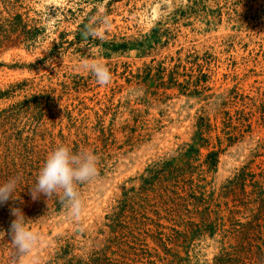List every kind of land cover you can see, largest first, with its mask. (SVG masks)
<instances>
[{
  "label": "rangeland",
  "instance_id": "1",
  "mask_svg": "<svg viewBox=\"0 0 264 264\" xmlns=\"http://www.w3.org/2000/svg\"><path fill=\"white\" fill-rule=\"evenodd\" d=\"M14 13L37 27L32 40L8 31ZM101 15L109 22L85 39ZM96 59L107 85L81 67ZM0 89V182L19 176L23 201L0 204V264H12V206L39 233L37 264H217L219 254L218 264H264L250 253L264 220L239 244L235 220L254 206L233 205L224 188L243 164L264 184V0H0ZM59 142L98 157L79 222L29 193ZM191 143L190 173L141 185L155 162L184 165ZM197 187L212 228L182 240L184 220L201 214L176 195Z\"/></svg>",
  "mask_w": 264,
  "mask_h": 264
},
{
  "label": "clouds",
  "instance_id": "2",
  "mask_svg": "<svg viewBox=\"0 0 264 264\" xmlns=\"http://www.w3.org/2000/svg\"><path fill=\"white\" fill-rule=\"evenodd\" d=\"M98 22L106 25L109 21L106 16L101 15L86 24L82 31L85 39L98 37ZM81 67L93 75L97 83L107 85L111 82L112 74L103 61L98 59L86 61ZM98 162V157L89 149L73 151L63 142L57 143L47 153L35 182L29 184L31 198L37 200L43 195L47 201L55 197L65 209L67 218L79 222L84 208L80 186L92 182L98 176ZM19 182V176H12L0 182V204H6L9 200H21L17 190ZM10 215L14 217L7 233L12 249L9 257L12 264H26V260L31 264H37L30 254L38 246L39 233L31 228L28 224L30 219L25 217L19 207L12 206ZM4 237L5 232L0 230V242L4 241Z\"/></svg>",
  "mask_w": 264,
  "mask_h": 264
},
{
  "label": "trees",
  "instance_id": "3",
  "mask_svg": "<svg viewBox=\"0 0 264 264\" xmlns=\"http://www.w3.org/2000/svg\"><path fill=\"white\" fill-rule=\"evenodd\" d=\"M5 19L8 31H17L16 36H18V38L21 37V40H32L35 37L37 27L34 25L28 26L27 23L22 20L19 13H14ZM6 91V89H0V96L5 94ZM190 151H193L194 154L197 153V148L194 147L193 143L189 144L185 149L184 153L188 156V159L185 160L183 162L184 165L181 164V166L172 164L171 159H164L153 163L147 168L146 174L141 176V185H149L156 181H173L176 177L178 178L179 176H182V173L179 171L184 172L186 169L189 170L188 172L190 173L189 168L191 167V164L189 163V158L193 157L190 154ZM216 156L217 150H208L205 153L203 161L207 169H211L212 166L215 165L217 160ZM227 181L228 183L224 185V188L229 189L233 193L230 197L233 205H242L243 207H246L247 205L245 204L251 203L254 206L250 218L242 222L235 220V224L241 226L237 241L240 244L245 238V231L247 234L250 227L252 228L253 225L260 224V221L264 220V184L255 178V173L250 171L246 164L241 165ZM187 182L190 184V180H187ZM246 186H248L247 190H245ZM187 187H189V185ZM174 192H176V190ZM222 192L227 194L225 190ZM176 196H178L177 200L184 201L185 204L190 202L193 210H195L197 214H201L197 221L190 218L184 220L183 228L177 232L182 235V240L190 238L197 231H200L201 228L208 229L210 232L212 222L206 221L205 210L208 209V204L206 203V198L202 190L198 187L196 189L188 188L186 191L178 192ZM262 245L264 244L255 241L254 245H252L253 248L252 246L250 247V253L252 252V256L256 261L261 260V257L263 256L262 254H264V249L261 247ZM222 257L223 256L219 254L217 260H222Z\"/></svg>",
  "mask_w": 264,
  "mask_h": 264
}]
</instances>
